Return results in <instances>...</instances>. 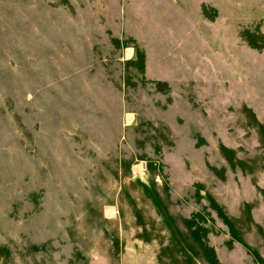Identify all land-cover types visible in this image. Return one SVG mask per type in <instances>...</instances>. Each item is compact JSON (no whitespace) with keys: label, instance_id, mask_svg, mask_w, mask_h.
<instances>
[{"label":"rangeland","instance_id":"1","mask_svg":"<svg viewBox=\"0 0 264 264\" xmlns=\"http://www.w3.org/2000/svg\"><path fill=\"white\" fill-rule=\"evenodd\" d=\"M0 264H264V0H0Z\"/></svg>","mask_w":264,"mask_h":264}]
</instances>
